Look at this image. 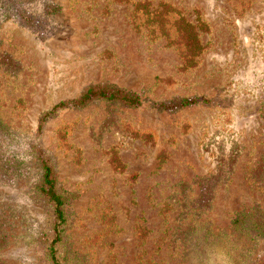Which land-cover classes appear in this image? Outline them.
<instances>
[{"label":"rangeland","instance_id":"rangeland-1","mask_svg":"<svg viewBox=\"0 0 264 264\" xmlns=\"http://www.w3.org/2000/svg\"><path fill=\"white\" fill-rule=\"evenodd\" d=\"M105 84L142 105L40 126ZM42 155L66 199L63 264H261L264 0H0V264H48Z\"/></svg>","mask_w":264,"mask_h":264},{"label":"trees","instance_id":"trees-1","mask_svg":"<svg viewBox=\"0 0 264 264\" xmlns=\"http://www.w3.org/2000/svg\"><path fill=\"white\" fill-rule=\"evenodd\" d=\"M187 29L190 34H187L186 40H191L196 44L195 48L200 47V41L197 32H195V26L185 22V30ZM97 101L119 103L129 108H138L142 105L141 97L137 93L126 91L110 84L90 86L77 99L61 102L50 112L44 114L40 126L42 127L50 118L57 116L58 112L61 110L83 109L89 104ZM198 102L199 100L196 98H186L162 102L157 104L156 107L163 111H173L196 105ZM40 162L43 169V176L42 182L37 188V192L51 205L54 216L53 234L47 247L48 264H63L59 250L63 241L64 227L67 223V216L65 213L66 199L57 190V178L52 164L44 155L40 157ZM245 223L246 217L240 216L235 220L234 226L236 229H243ZM261 264H264V259Z\"/></svg>","mask_w":264,"mask_h":264}]
</instances>
